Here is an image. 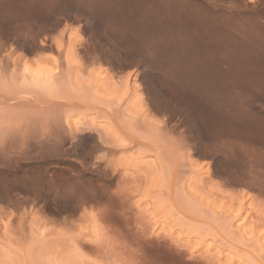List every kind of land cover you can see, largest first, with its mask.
<instances>
[{
    "label": "rangeland",
    "instance_id": "obj_1",
    "mask_svg": "<svg viewBox=\"0 0 264 264\" xmlns=\"http://www.w3.org/2000/svg\"><path fill=\"white\" fill-rule=\"evenodd\" d=\"M119 1L0 0V264H264V0Z\"/></svg>",
    "mask_w": 264,
    "mask_h": 264
},
{
    "label": "bare ground",
    "instance_id": "obj_2",
    "mask_svg": "<svg viewBox=\"0 0 264 264\" xmlns=\"http://www.w3.org/2000/svg\"><path fill=\"white\" fill-rule=\"evenodd\" d=\"M124 1H125V3L123 4ZM124 1L122 2L123 5L120 4V3H115L114 4L115 6L112 5V7H110L109 9L108 8L105 9L106 6H104V8H101L100 9V11H103V14L107 17L106 18L107 21L105 23H108L109 22V19H110L111 21L109 23L110 24L113 23L114 26H117V25L120 26V25H122V26H131V27L139 28V29H147V30L148 29L149 30L150 29L151 30L153 29V30H155V29H158L157 28L158 26L162 27L161 24L163 25L165 23L164 22V21H166L165 17H168L167 14L170 13V10H171V7L169 5L170 4L169 3L170 1L168 2L167 0H124ZM173 8H174V6H173ZM178 8H179V11H182L183 12L184 8H183V10H180V8L182 9V7H178ZM176 10H177V8H176ZM176 10H174V11H176ZM177 12H178V10L176 12H174L175 13L174 14L172 12V10H171V13H173L172 14L173 16H171L169 19H171L173 17V19H171V20L176 21L174 23L173 21L170 20L173 23V25L176 24L177 22H179L180 20H182L181 22L178 23L179 24L178 27H176V25H174L176 28L174 29L173 32L176 33V34H179V35L182 34L184 36V38L182 37V35L180 36V38L182 39V41L180 40V43L183 44L182 45V47H183L182 49H184L185 51H187L188 58L192 62L191 63V65H192L191 68L189 67L190 68V71L193 72L194 74H207V73L213 72V66H212L213 64H210V63H213L212 61L210 62V61L207 60V62H206V61H202L201 59H200L201 61L198 60V58H200L199 57V55H200L199 52H201L202 54H205L204 50L207 47V45H205V47H204L205 49L204 50H203V48H200L199 47L200 48L199 49L200 51H199L198 50V47H197L198 45L196 46V41H195L196 39L195 38H196V36L199 37L201 34L199 33L198 34L199 36L197 34H194L196 36H193L192 34H190V31H193L194 29H195V32L194 31L193 32L194 33H198V32H196V30L199 28V25H200V23H198V22H201V21H197L196 22V20H195L196 15L194 16L192 14L193 12L190 13V12L187 11L188 13L186 15H181V14L179 15V13H177ZM182 14H185V12L182 13ZM169 19H168V21H169ZM170 21H169V26H170ZM165 24H167V23H165ZM164 25H163V27H164ZM162 28H161V30H162ZM172 28H173V26H172ZM151 30H150V32H154V31H151ZM183 30L185 31V33H184ZM199 30H200V28H199ZM131 31H132V29H131ZM155 32H158V31L155 30ZM193 32H191V33H193ZM203 32H204V30H203ZM170 35L171 34H169L168 36H170ZM205 37H203V38L205 39ZM199 39H200V37H199ZM199 39L197 38V41ZM174 41H175V39H174ZM200 42H201V40H199L197 42V44L198 43L200 44ZM203 43H201V44L203 45ZM207 51H206V53H207ZM206 55H208V53ZM204 58L205 57H203L202 59H204ZM200 63H203V64L201 65ZM214 71H215V69H214ZM38 80H39V77H38Z\"/></svg>",
    "mask_w": 264,
    "mask_h": 264
}]
</instances>
